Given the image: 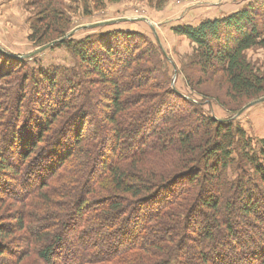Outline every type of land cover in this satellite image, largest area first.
<instances>
[{"label": "trees", "instance_id": "obj_1", "mask_svg": "<svg viewBox=\"0 0 264 264\" xmlns=\"http://www.w3.org/2000/svg\"><path fill=\"white\" fill-rule=\"evenodd\" d=\"M263 14L249 6L174 29L196 46L192 83L202 85L211 67L238 96L262 94L264 78L243 53L264 46ZM43 16L52 23L32 31L36 43L62 32L53 26L63 14L50 2ZM61 44L77 60L73 86L48 72L22 75L15 79L20 98L8 100L13 111L0 114V193L34 260L264 264V139L253 141L179 94L163 51L143 34L113 31ZM21 62L0 48V99L10 86L3 78L22 74ZM12 184L23 189L19 202ZM11 233L9 225L0 229V256ZM25 252L11 264H24Z\"/></svg>", "mask_w": 264, "mask_h": 264}, {"label": "rangeland", "instance_id": "obj_2", "mask_svg": "<svg viewBox=\"0 0 264 264\" xmlns=\"http://www.w3.org/2000/svg\"><path fill=\"white\" fill-rule=\"evenodd\" d=\"M49 2L51 8L63 14L64 22L53 26V29L59 26L62 32L58 35L54 32L55 29L48 33L49 40L36 43L40 36L35 35L34 40H31L32 31L38 27L41 28V33H44V29H48L52 23L43 16L45 6ZM249 6L264 13V0H0V48L6 54L23 60L21 63L24 66L22 74L19 72L18 76L3 78L10 80V86L6 88L9 90L8 94L6 91L2 92L0 114L3 115L5 109V115L9 109L13 111L8 100L16 99L15 96L20 95L17 93L19 86L15 79L22 75L36 77L38 73L48 72L56 82L66 78L65 82L73 86L72 72L77 71V60L61 44L62 41L76 43L94 34L130 31L145 35L163 51L171 75V85L179 94L200 103L202 110L216 119L232 120L241 126L253 141L264 139V92L255 96L256 98L246 100L242 94L238 96L237 93H233L226 82V77L218 69L211 67L207 69L208 77L203 76L202 85L193 84L191 78L199 69L193 65L190 72L188 64L195 54L196 46L185 37L174 34V29L181 26L197 27L204 20L226 18ZM141 19L150 22L154 28ZM106 22L109 23L92 27ZM53 42L57 43L42 53L31 55ZM243 54L254 72L264 78V46H253ZM9 66L16 65L11 63ZM16 67L19 69L21 65ZM89 77L94 78L92 75ZM5 82H0L1 89L4 88ZM36 87H39L37 82ZM63 89L65 91L66 86ZM98 90L107 93L106 87L99 86ZM33 92L31 87L30 91L27 88L25 95L28 97ZM28 102L25 101L24 107L27 112L30 106ZM34 107L30 106V109ZM242 110L243 112L238 115ZM23 112L27 117V112L21 113L24 114ZM10 187L13 189L15 184ZM13 190L16 194H13L15 197L11 199L14 203L19 202L23 189L18 185ZM3 196L0 193V203L4 205L0 210V229L9 225L13 236L3 242L2 250L8 248L9 251L0 256V264H11L17 254L25 251L23 257H27L23 261L24 264H40L25 248L24 237L19 238L23 233L15 231L16 223L12 215L14 211L5 202L7 197ZM15 205L14 209H17V212L21 210L20 205ZM98 243L100 244V241ZM53 263L59 264L54 258Z\"/></svg>", "mask_w": 264, "mask_h": 264}, {"label": "water", "instance_id": "obj_3", "mask_svg": "<svg viewBox=\"0 0 264 264\" xmlns=\"http://www.w3.org/2000/svg\"><path fill=\"white\" fill-rule=\"evenodd\" d=\"M141 20H144V21H146L145 19H141ZM151 27H153L152 26V24L150 23V22H148V21H146ZM107 23H109V22H106V23H99V24H96V25H92V27L94 26V27H97V26H102V25H106ZM154 28V27H153ZM55 43H57V42H53V43H51V44H49V45H47V46H44V47H41L40 49H38V50H36L34 53H32L31 55H34V54H38V53H42L44 50H46L47 48H49L51 45H53V44H55ZM30 55V56H31ZM243 112V110L242 111H240L239 113H238V115L239 114H241Z\"/></svg>", "mask_w": 264, "mask_h": 264}]
</instances>
